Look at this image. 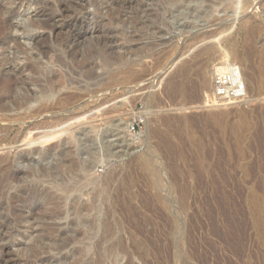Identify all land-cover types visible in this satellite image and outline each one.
Returning <instances> with one entry per match:
<instances>
[{
	"label": "rangeland",
	"instance_id": "obj_1",
	"mask_svg": "<svg viewBox=\"0 0 264 264\" xmlns=\"http://www.w3.org/2000/svg\"><path fill=\"white\" fill-rule=\"evenodd\" d=\"M85 1L53 0L51 3L56 5L49 13L54 10L57 15L58 7H64L65 16L82 18L84 23L66 26L62 23L68 19L57 17V31L38 28L35 35L42 37L43 47L52 48L55 53L50 52L49 56H54L44 63L51 62L50 68L60 73V64L53 61L58 56L65 59L69 67L66 71L76 70L66 72V80H72H67L71 90L56 93L50 101L55 103L59 96L75 92L86 96L77 101V106L96 102L91 103L90 113H66L65 117L44 114L39 125L34 126V119H29L24 122L26 125L13 122L0 130V140L7 139L12 148L9 162L0 163V178H13L7 184L4 182L8 187L0 185V211L7 212L0 217H7L5 230L13 233L5 234L7 240L1 241L3 245L0 242V249L3 246L9 252L1 256V264L7 260L23 264L21 260L34 258L35 251L54 256L51 264H264V79H259L260 91L249 88L252 99L260 101L247 105L248 98L244 106L211 111L204 108L210 104L201 92L205 71L201 57H196L200 50L210 49L207 56L212 55L215 61L207 75L212 79L218 62H224L235 47L248 59L250 56L251 67L258 73L257 64L264 53V0H137L134 9L143 12L136 11L138 16L145 17L141 19L142 26L129 22L130 13L135 10L120 0L121 8L111 5L114 12L119 10L121 14L117 25L102 18L110 1L98 0L100 11L85 6ZM20 13L30 21L40 19L39 7L33 2L21 8ZM17 20L12 23L16 25ZM13 37L32 49L33 43L24 35L14 33ZM13 52L8 50L4 54L12 58ZM128 68L137 71L135 83L138 81L143 90L138 87L132 93L130 88L135 83L127 85L122 80L113 86L115 90L112 86L109 89L106 84L112 81L108 79L110 74ZM165 69L170 72L167 79L150 88L153 83L149 80ZM89 74H94L93 78L89 79ZM168 83L180 84V91L170 93ZM103 86L108 89L105 91ZM241 112L249 126L243 130V137L237 139L233 129L241 128ZM139 113H146L147 121H141ZM223 113L225 125L220 128L214 119ZM81 115H86L83 122L78 119ZM52 133L59 134L53 143L22 148L21 142ZM17 138L21 141L19 147L15 144ZM69 148L79 165L73 173L63 167ZM36 151L52 154L41 158ZM44 169L48 170L46 177L41 176ZM65 188L68 190L64 196ZM55 192L63 197L60 206L54 205L55 209L38 202L42 196ZM13 199L15 202H11ZM8 204L23 205L30 212L24 211L28 219L18 221L19 216Z\"/></svg>",
	"mask_w": 264,
	"mask_h": 264
},
{
	"label": "bare ground",
	"instance_id": "obj_2",
	"mask_svg": "<svg viewBox=\"0 0 264 264\" xmlns=\"http://www.w3.org/2000/svg\"><path fill=\"white\" fill-rule=\"evenodd\" d=\"M66 1V0H65ZM80 1V0H79ZM82 1H84V0H82ZM104 1V0H103ZM108 1H110V4H109V2H107L108 3V5H107V7L106 8H104V9H106L105 11H107V13L106 12H104L102 15V18H104L105 17V19L106 18H108L109 19V21L111 22V23H117L118 21H119V23H120V16H121V14H120V12H119V10L117 11V13L116 12H114V7H111V5H113V6H115V8L117 7V5L119 6V1L118 0H108ZM121 2L120 3H122V4H126L127 6H129L130 7V9L131 10H135V9H137L136 7H135V5L134 4H136V2H138L137 0H120ZM142 1V0H141ZM145 1V0H144ZM150 1V0H149ZM148 1V2H149ZM32 2L34 3V4H36V6L37 7H39V13H38V17H40V19L39 20H37L36 22L35 21H30V20H28V19H24L23 18V15L20 13V9L21 8H23L24 6H27V5H30V4H32ZM51 2H53V0L52 1H50V0H0V130L2 129V127H6L7 125H9V123H11V125H12V123L13 122H18V123H23V124H27V123H24V122H26L27 120H29V119H34V121L32 122L33 123V125L35 126V125H39L40 123H38V121H40L39 120V118L40 117H43L44 116V114H45V116L47 115L48 117H57V116H63L64 114H66V113H69V114H79L78 116H80V114H83V113H85V112H89L90 110V108L92 107L91 106V103H94V105H95V103L96 102H92L91 100H90V98H89V100L91 101V102H85L86 100H84V104L85 105H79V106H77L76 105V103H77V101H80V99L82 98V96L81 95H78V94H76L74 91V93H68V94H66V95H64V97H61L60 98V96H59V98L57 99V101L54 103L53 102V100L52 101H50V99L51 98H53L55 95H56V93L58 94L59 92H62L63 90H66L67 88H69L70 86L69 85H71L70 83L71 82H69V81H67V80H70V79H68L67 78V80H66V75H69L68 73H66V72H70V71H66L65 69H69V67H68V65L66 66V64L67 63H65L63 60H65V59H62L61 57H54V58H56V60H54L53 59V61H54V63H55V61H56V64L58 63V64H60V68H61V70H60V73L61 72H63L62 74H60V73H58L57 71L58 70H53L52 68H50V64L49 63H51V62H48L47 64L46 63H44V60H48L49 61V55H50V52H51V54L53 53L52 51H54V50H51L50 48H48V47H43L42 46V43H41V41H42V37L41 36H37V35H35V32L37 31V30H39V29H47V31L49 30V31H51V32H53V31H57V29H58V23H56V18L57 17H63V18H65V19H68V21L67 22H63L62 24H64V25H66V26H70V25H74L75 26V24H82V23H84L79 17H73V16H71L70 15V17L69 16H65V14L67 13V8H65L64 9V7H63V9L61 8V7H58L59 8V11H57L58 13H57V15H56V12L53 10V13H49V11H51L52 9H54V7L55 6H53V5H56V4H53V3H51ZM55 2H56V0H55ZM60 2V1H59ZM58 2V3H59ZM86 2V5L85 6H89L90 5V7L92 6H94L95 8H97V10H101L102 8H100V5L97 3L98 2V0H87V1H85ZM147 1L145 2V3H148ZM246 2V1H245ZM57 3V4H58ZM64 3V2H63ZM62 2H61V4H63ZM66 3V2H65ZM68 3V2H67ZM66 3V4H67ZM70 3V2H69ZM77 3H79V2H77ZM101 3V2H100ZM102 3H104V2H102ZM101 3V4H102ZM142 3V2H141ZM151 3V2H150ZM60 4V5H61ZM65 4V5H66ZM83 4V3H82ZM143 4V3H142ZM68 5V4H67ZM77 5V4H76ZM138 5V4H137ZM144 5V4H143ZM149 5V7H150V5H152V4H148ZM59 6V5H58ZM70 6H71V4H70ZM102 6V5H101ZM147 7V4L146 5H144V7ZM29 7V6H28ZM67 7V6H66ZM69 7V6H68ZM79 7V6H78ZM103 7V6H102ZM120 7V6H119ZM134 7H135V9H134ZM73 8V7H72ZM72 8H70V9H72ZM80 8L81 9H85L83 6L81 7L80 6ZM79 8V9H80ZM99 8V9H98ZM121 8V7H120ZM119 8V9H120ZM123 8H124V6H123ZM138 8H140L139 6H138ZM57 9V7L55 8V10ZM76 10L77 8H73V10ZM117 9V8H116ZM149 9V8H148ZM27 10H28V8H27ZM68 10H69V8H68ZM99 10V11H100ZM121 10V9H120ZM123 10V9H122ZM125 10V9H124ZM139 10L140 9H138V10H135L134 12H131L130 14V18H129V22H131L133 25L136 23V25H138V24H140L141 23V19H144V18H142V14H143V12H141L142 14H141V16H138V13H140L139 12ZM145 10V9H144ZM29 11V10H28ZM98 11V12H99ZM116 11V10H115ZM130 11V10H129ZM136 11H138V13L136 12ZM143 11V10H142ZM70 12V11H69ZM97 12V13H98ZM119 12V13H118ZM144 12H149L148 10H145ZM71 13V12H70ZM101 13V12H100ZM106 13V14H105ZM72 14H73V11H72ZM76 14V13H75ZM69 15V14H68ZM100 15V14H99ZM151 15V14H150ZM56 16V17H55ZM144 16V15H143ZM100 17V16H99ZM147 18V17H146ZM149 18V17H148ZM17 20L18 21V23L16 24V25H14L12 22L14 21V20ZM122 19V18H121ZM148 20V19H147ZM146 20V21H147ZM151 20V19H150ZM58 21V20H57ZM123 22H124V20H122ZM128 21V20H127ZM145 21V20H144ZM143 22V21H142ZM108 23V22H107ZM110 23V24H111ZM126 23V22H125ZM147 23V22H146ZM152 23V22H151ZM114 24V25H115ZM121 24H122V22H121ZM61 25V24H60ZM64 25H62V26H64ZM117 25V24H116ZM119 25V24H118ZM141 25V24H140ZM143 25V24H142ZM141 25V26H142ZM61 26V27H62ZM82 26V25H81ZM108 26V25H107ZM127 26V25H126ZM140 26V27H141ZM148 26V25H147ZM76 27V26H75ZM78 27V26H77ZM118 27V26H117ZM39 28V29H38ZM63 28V27H62ZM110 28V27H109ZM158 28V27H157ZM143 29V28H142ZM151 29H153V28H151ZM59 30H61L60 28H59ZM67 30V29H66ZM71 30V29H70ZM75 30V29H74ZM154 30V29H153ZM162 30V29H161ZM151 31V30H150ZM253 31V30H252ZM255 31V30H254ZM156 32V31H155ZM155 32H153V33H155ZM256 32V31H255ZM14 33H20V34H22V35H24L25 36V38H27V40H31V42L33 43V47H32V49H30V50H28V44H22L21 42H20V40H18L16 37H13V34ZM160 33V32H159ZM73 35V34H72ZM71 36V35H70ZM72 37V36H71ZM68 39V38H67ZM31 43V44H32ZM44 44V43H43ZM30 45V44H29ZM65 49V48H64ZM10 51V50H13L14 52H13V57L11 58V56L9 57V56H5V51L7 52V51ZM68 50V49H67ZM232 51L230 52V54H228L227 53V55L225 56V59H223V60H225L224 62L222 61V62H218V66L217 67H215V69H214V72H213V77H214V73H215V71L219 68V67H221V66H223V65H225V64H227V63H236V64H238L240 67H241V69H242V71H243V76H244V80H245V82H246V86H247V91H248V101H247V105H249V103H252V102H257L258 100L260 101V99H252V96L250 95V93H249V88H250V86H252L253 87V89L254 90H258L259 89V91L261 90V83H260V81H259V79L261 78V77H263V79H264V53H261L262 55H261V58H260V60L258 61L259 63L257 64V65H259V68H258V66L256 65V67L258 68V73H256V70L254 71L253 70V68L251 67V62L249 61V59H250V56H249V59H248V57H246V55L241 51V50H239V49H237V48H232L231 49ZM66 51V50H65ZM67 52V51H66ZM210 52V49H208V50H205V49H202V50H200L199 51V53L198 54H196L197 56L196 57H201V59H202V61H203V64H202V69L204 68V70L203 71H205L204 72V75H203V78H202V80H201V92L204 94V96L206 95V97H208L209 98V96H210V94L211 93H208L209 91L210 92H212V89H213V86H212V83H213V78L212 79H210L209 77H208V75H207V69L209 68V66L213 63V61H215V57H212V55L210 56V57H208L207 56V54ZM65 53V52H64ZM63 53V54H64ZM54 55H55V53H53ZM68 54V53H67ZM54 55H52L51 57H53ZM60 55V54H59ZM70 55V54H69ZM60 56H63V55H60ZM66 56V55H65ZM207 56V57H206ZM50 57V59H52ZM64 57V56H63ZM195 57V58H196ZM224 58V57H223ZM228 58V59H227ZM94 59V58H93ZM227 60H229V62H227ZM51 61V60H50ZM83 61H85V60H83ZM87 61H89V60H87ZM90 61H92L91 59H90ZM180 61V60H179ZM241 62V63H240ZM106 63V62H105ZM82 64V63H81ZM104 64V63H103ZM51 65H52V63H51ZM107 65V64H106ZM255 65V64H254ZM58 66V65H57ZM70 66V65H69ZM175 66V63H173L172 65H171V69L173 68ZM81 67V66H80ZM84 67V66H83ZM130 67V66H129ZM255 67V68H256ZM72 68V67H71ZM78 68V67H77ZM94 68V67H93ZM92 68V69H93ZM99 68V67H98ZM79 69V68H78ZM84 69V68H83ZM88 69V68H87ZM91 69V68H90ZM89 69V70H90ZM95 69V68H94ZM94 69H93V71H94ZM103 69V68H102ZM74 70V69H73ZM75 71L76 70H74V71H71V72H74L75 73ZM83 71V70H82ZM92 71V70H91ZM122 71V70H121ZM84 72V71H83ZM87 72V71H86ZM107 72V71H106ZM115 72V71H114ZM114 72H112L113 74H110V77L108 78V79H112V81L110 82V84H106L107 86H109V89H110V87L112 86H115L116 85V83H118V82H121V80H122V82L121 83H126L127 85L129 84V83H135V81L137 80V78H138V73H136L137 71L136 70H133V68H128L126 71H122V72H117L116 71V73H114ZM82 73V72H81ZM110 73V72H109ZM141 73V72H140ZM169 70H167L166 71V69L164 70V71H162V72H160L159 74H157V76H155L154 78H152V79H150L149 81H151V83H153L151 86H150V88H152V87H154L155 86V82H158L159 80H161L160 81V83L162 84L164 81H165V79H167V77L169 76ZM73 76L75 75V74H73V73H71ZM147 74V73H146ZM94 75V74H93ZM92 75V76H93ZM106 75V74H105ZM143 75V74H142ZM72 76V77H73ZM78 76L79 75H77V78H78ZM85 76H86V78H87V75L85 74ZM84 76V77H85ZM91 77V78H93L92 76H91V74H89L88 75V77ZM144 76V75H143ZM69 77V76H68ZM75 77V76H74ZM81 77V76H80ZM90 77H89V79H90ZM70 78V77H69ZM118 78H120V79H118ZM147 78V77H146ZM110 79V80H111ZM143 79V78H142ZM141 79V80H142ZM80 80V79H79ZM83 80V79H82ZM88 80V79H87ZM102 80V79H101ZM70 81H72V80H70ZM85 81V80H84ZM83 81V82H84ZM109 81V80H108ZM145 81V80H144ZM73 82L75 83V80L73 79ZM72 82V85L74 84ZM90 82V81H89ZM138 82V81H137ZM136 82V83H137ZM181 82V84H182V81H180ZM101 83H104V82H101ZM106 83V82H105ZM135 83V85H134V87H132V88H130V90H132L131 92L133 93V92H136L137 91V88L139 87V90L141 89V86H139V83H137L136 84ZM114 84V85H113ZM141 84V83H140ZM169 84V83H168ZM102 85V84H101ZM118 85V84H117ZM116 85V86H117ZM119 85H120V83H119ZM126 85V86H127ZM180 84H178V85H175V84H173V83H171V84H169V91L170 90H172V92H175V94L176 93H178L179 91H180V86H179ZM184 85V82H183V84H182V86ZM76 86V85H75ZM74 86V87H75ZM78 86V85H77ZM97 86V85H96ZM107 86H105V88H104V86L102 87L105 91H106V88L108 89V87ZM181 86V87H182ZM119 87V86H118ZM131 87V86H130ZM71 88V87H70ZM69 88V89H70ZM73 88V87H72ZM99 89V88H98ZM103 89H101V90H103ZM113 89H114V87H113ZM121 89V88H120ZM71 90V89H70ZM102 91V92H105V91ZM115 90V89H114ZM117 90V89H116ZM119 90V89H118ZM122 90H125L126 91V89L124 88V89H122ZM141 90H143V89H141ZM182 90V89H181ZM96 91V90H95ZM111 91H113L112 89H111ZM110 91V92H111ZM71 92V91H70ZM98 92V91H97ZM118 92V91H117ZM130 92V93H131ZM139 92V91H138ZM137 92V93H138ZM166 92V91H165ZM65 93V92H64ZM80 93V92H79ZM83 93V92H82ZM88 93V92H87ZM170 93H171V91H170ZM99 94H100V91H99ZM86 95H88V94H86ZM90 95V94H89ZM103 95H106V94H103ZM131 95V94H130ZM140 95V94H139ZM110 96V95H109ZM83 97H86V96H83ZM104 97V96H103ZM94 98H95V96H94ZM93 98V99H94ZM97 98V97H96ZM129 98V97H128ZM104 99V98H103ZM114 99V98H113ZM130 99V98H129ZM128 99V100H129ZM118 100V99H117ZM124 100V99H123ZM122 100V101H123ZM125 100H127V99H125ZM104 102V101H103ZM120 102V101H119ZM129 102V101H128ZM109 103V102H108ZM129 103H131V101L129 102ZM80 104V103H79ZM117 104V103H116ZM132 104V103H131ZM245 104V105H246ZM93 105V106H94ZM100 105H102L101 103H100ZM100 105H98V106H100ZM114 105V104H113ZM128 105V104H127ZM130 105V104H129ZM209 106H204V108H211L210 110L212 111V110H215V111H226V110H229V109H234V108H237L236 106H233V107H215V109H213L212 107H213V105L212 104H208ZM243 106H244V104H243ZM107 107H109V106H107L106 105V108ZM125 107V106H124ZM129 107V106H128ZM131 107V106H130ZM129 107V108H130ZM96 108V107H95ZM98 108V107H97ZM96 108V109H97ZM105 108V109H106ZM197 108H199V107H197ZM202 108V107H201ZM219 108V109H218ZM239 108H240V106H239ZM104 109V110H105ZM189 109V108H188ZM187 109V110H188ZM193 109V108H192ZM101 110H103V108L101 109ZM108 110V109H107ZM172 110V109H171ZM170 110V111H171ZM177 109H175V111H176ZM181 110V109H180ZM92 111H93V109H92ZM131 111V110H130ZM168 111V110H167ZM172 111H174V109L172 110ZM99 112H101V111H99ZM99 112H97L98 114H101V113H99ZM107 112H109V111H107ZM112 112V111H111ZM119 112H122V111H120L119 110ZM161 112H163V111H161ZM169 112V111H168ZM90 113V112H89ZM95 113V112H94ZM104 113L105 112H103V115H104ZM113 113H115V112H113ZM170 113V112H169ZM226 113V112H225ZM107 113H105V115H106ZM108 114H110V112L108 113ZM117 114H120V113H117ZM123 114V113H122ZM121 114V115H122ZM218 114V113H217ZM220 114H222V113H220ZM68 115V114H67ZM93 114H91V116H92ZM96 115V114H95ZM121 115L119 116V117H121ZM125 115V114H124ZM123 115V116H124ZM134 115V114H133ZM136 115V114H135ZM139 117L141 118V121H147V119H148V115L146 114V113H139ZM75 116V115H74ZM82 117H78V119H79V121H82L83 122V119L84 118H86L85 116L86 115H81ZM96 116H98V115H96ZM102 116V115H101ZM111 116H113V115H111ZM116 116V115H115ZM126 116V115H125ZM124 116V117H125ZM127 116H128V114H127ZM138 116V115H137ZM64 117H65V115H64ZM67 117V116H66ZM70 117H71V115H70ZM105 117H107V116H105ZM109 118H110V116H108ZM118 117V116H117ZM139 117H137V118H139ZM47 118V117H46ZM62 118V117H61ZM60 118V119H61ZM77 118V117H76ZM96 118V117H95ZM77 119V120H78ZM89 119V118H88ZM54 120V119H53ZM56 120V119H55ZM67 120V119H66ZM68 120H69V118H68ZM75 120V119H74ZM96 120V119H95ZM99 120V119H98ZM123 120L125 121V119L123 118ZM239 120H240V126H241V128L239 129V130H236V129H233V134H235V137H237V139H240L239 137H241L242 136V133H243V130L244 129H246V127H248L249 126V124H248V119H247V117H246V115H245V113L243 112H241L240 114H239ZM122 121V120H121ZM214 121H215V123L220 127V128H223L224 127V125H225V115H224V113H223V115H218V117H215V119H214ZM28 122V121H27ZM75 122H78V121H75ZM87 122H88V120H87ZM87 122H86V124H87ZM94 122V121H93ZM119 122V121H118ZM89 123H92V121H90ZM120 123V122H119ZM15 124H17V123H15ZM57 124V123H56ZM69 124H71V123H69ZM80 124V123H79ZM22 125V124H21ZM20 125V126H21ZM82 125H85V124H82ZM31 126V125H30ZM67 126V125H66ZM121 126V125H120ZM23 127V126H22ZM26 127V126H25ZM38 127V126H37ZM69 129H70V127L69 126H67ZM74 127V126H73ZM7 128H9V126L7 127ZM30 128V127H29ZM67 128V129H68ZM72 128V127H71ZM120 128V127H119ZM5 129V128H4ZM23 129H24V127H23ZM66 129V128H65ZM125 129V128H124ZM3 130V129H2ZM73 130H75V129H73ZM123 130V129H122ZM4 131V130H3ZM7 131V130H6ZM8 131H9V129H8ZM8 131L6 132V133H8ZM10 131H12L11 129H10ZM62 131H65V130H62ZM72 131V130H71ZM66 132H68V131H66ZM120 132V131H119ZM1 133V132H0ZM63 133V132H62ZM70 133V131L67 133V134H69ZM61 134V133H60ZM120 134V133H119ZM2 135H4L5 136V134H2ZM32 136V135H31ZM59 136V134H54V133H52V134H50V135H42V136H40L39 138L36 136V138L35 137H31L30 139H27V140H25V141H23V142H21L20 140H19V138H17L18 140L16 141V143L15 144H17L16 146H18V143L20 144V142H21V144H22V148H23V146H29V145H32V144H39V143H50V142H54V140L56 139V138H59L58 137ZM63 136V135H62ZM2 137V136H1ZM0 137V138H1ZM61 137V136H60ZM243 137V136H242ZM35 139H37V140H35ZM39 139V140H38ZM43 139V140H42ZM7 140V139H6ZM6 140H0V163H8L9 162V160H10V149L12 150V148H10L9 147V144L10 143H8V141H6ZM16 140V139H15ZM57 140V139H56ZM55 140V141H56ZM52 142V143H53ZM130 145V144H129ZM14 147V146H13ZM19 147V146H18ZM21 148V147H20ZM73 150V149H72ZM72 150L69 148V149H67V151H66V153L64 154V160H63V162H65L64 163V165L65 166H63L64 168H66L67 167V170H69L68 172L70 173V172H74V170L77 168V167H79V165H78V163H76V159L74 158V154H73V152H72ZM36 152H38V153H36V154H38L41 158H45V157H47L48 155H50V154H52V153H50L51 151H47V153H40V151H36ZM30 153V152H29ZM28 153V154H29ZM35 154V153H34ZM19 157V156H18ZM16 158V157H15ZM14 158V159H15ZM21 158V157H20ZM23 159V158H22ZM21 159V160H22ZM78 159V158H77ZM18 160V159H17ZM29 160V159H28ZM16 161V160H15ZM30 161V160H29ZM145 163V162H144ZM148 163H146L145 165H147ZM149 165V164H148ZM5 166V165H4ZM2 167V166H1ZM8 167V166H7ZM145 167H148V166H145ZM12 168V167H11ZM18 168V167H17ZM12 170H14V169H12ZM16 170V169H15ZM10 171V170H9ZM31 171H33L32 169H31ZM65 171H66V169H65ZM1 172H2V170H1ZM7 172H8V170H7ZM16 172V171H15ZM42 173L41 174H43V175H41L42 177H46L45 175H47L48 173V170L46 171L45 169L44 170H42L41 171ZM67 172V171H66ZM67 172V173H68ZM6 172H4V174H5ZM10 173H11V171H10ZM9 174V173H8ZM7 174V175H8ZM14 175V174H13ZM16 176V175H15ZM4 177L5 176H2V178H0V185H1V187L3 186L4 188H5V186H7V185H5L4 186V182H5V184H7V183H9V182H11L12 181V179H9V177H7V178H5V180H4ZM51 177V176H50ZM11 178V177H10ZM49 178V177H48ZM16 179V178H15ZM11 180V181H10ZM19 180V179H18ZM29 181V180H28ZM13 183H14V181H13ZM34 183V182H33ZM97 183V182H96ZM21 184V183H20ZM20 184H19V186H20ZM27 185H29V184H27ZM34 185V184H33ZM10 186V185H9ZM32 186V185H31ZM38 186V185H37ZM37 186H35V187H37ZM8 187V186H7ZM40 187H42V186H40ZM65 187V186H64ZM63 187V188H64ZM14 188V187H13ZM12 188V189H13ZM30 188H32V187H30ZM72 188V187H71ZM20 189H22V188H20ZM37 189V188H36ZM49 189V188H48ZM3 190V189H2ZM29 190V189H28ZM27 190V191H28ZM30 190H32V189H30ZM34 190H35V188H34ZM63 190V194H64V196H65V194H66V192H67V190H66V188H65V190L64 189H62ZM61 190V191H62ZM70 190V189H69ZM72 190V189H71ZM60 191V190H59ZM58 191V192H59ZM5 192V191H4ZM36 192H37V190H36ZM45 192V191H44ZM57 192V191H56ZM51 193L50 195H48V196H44V198H43V196H42V198L41 199H39V203L40 204H43L44 203V205L46 204V205H53L52 207L54 208V205H58V206H60L61 204V201H63L62 200V198L63 197H60L59 195H58V193ZM32 193V192H31ZM45 193H48V192H45ZM6 194V193H5ZM8 194V193H7ZM6 194V195H7ZM30 194V193H29ZM33 194H35V193H33ZM61 194V193H60ZM68 194V193H67ZM5 195V196H6ZM12 195V194H11ZM22 195V194H21ZM28 195V194H27ZM2 196H3V194H2ZM20 196V195H19ZM4 197V196H3ZM2 197V198H3ZM16 197V196H15ZM25 197V195L23 196V198ZM1 198V197H0ZM5 198V197H4ZM3 198V199H4ZM7 198H9V196L7 195ZM13 198V196H10V199H12ZM25 198H27V197H25ZM38 198V197H37ZM40 198V197H39ZM21 199H22V197H21ZM2 200V199H1ZM5 200V199H4ZM29 200V199H28ZM22 201H23V199H22ZM35 201V200H34ZM6 202V201H5ZM10 202V201H9ZM11 202H15L14 201V199H13V201L11 200ZM16 202H18V199L16 200ZM21 203V202H20ZM1 204V203H0ZM23 204V203H22ZM9 205V204H8ZM7 205V206H8ZM14 205V204H13ZM11 206V204L9 205V208H10V206H11V211L12 210H14L15 211V213H16V215H17V217L19 216V218H18V221H23V220H25V219H28V216L27 215H24L25 214V212H26V209H25V207L22 205H20V206H17L18 204H16V206ZM2 206V205H1ZM6 206V205H5ZM88 206V204L86 205V207ZM2 208V207H1ZM8 208V207H7ZM60 208V207H59ZM3 209V208H2ZM52 209V208H51ZM50 209V210H51ZM55 209V208H54ZM56 209H57V207H56ZM60 209H62V208H60ZM4 210V209H3ZM2 210V211H3ZM9 210V209H8ZM30 210V209H29ZM53 210V209H52ZM52 210L50 211V212H52ZM57 210H59V209H57ZM25 211V212H24ZM88 211V210H87ZM4 212H6V209H5V211H3V212H1L0 211V214H3ZM9 212V211H8ZM46 212V211H45ZM47 212H49V210L47 211ZM80 212V211H79ZM7 213V212H6ZM12 213V212H11ZM26 213H30L29 211H27ZM31 213H33V212H31ZM53 213H55L54 211H53ZM82 213V212H81ZM13 214V213H12ZM46 214H50V213H46ZM4 215V214H3ZM6 216H7V214H5ZM10 215V214H9ZM16 215H14L13 214V216H16ZM31 215V214H30ZM55 216L57 215V213L56 214H54ZM59 215V214H58ZM61 215V214H60ZM12 216V215H11ZM24 216H25V218H24ZM35 216V215H34ZM43 216V215H42ZM50 216L51 215H49V217L47 218V219H49L50 218ZM2 217V216H1ZM0 217V218H1ZM33 217V216H32ZM57 217H59V216H57ZM6 218L7 217H2V220L0 221V242L1 241H3L4 242V240L6 239V235L7 234H9L10 232L9 231H6L5 229L7 228V225H8V222H7V220H6ZM13 218V217H12ZM30 218V217H29ZM44 218V217H43ZM52 218V217H51ZM53 218H55V217H53ZM47 219H46V221H47ZM44 220V219H43ZM55 220V219H54ZM29 221H31L30 219H29ZM52 221V220H51ZM11 222V221H10ZM45 222V221H44ZM49 222V221H48ZM15 223V222H14ZM20 223V222H19ZM49 223H52V222H49ZM18 224V223H17ZM35 223H33V225H34ZM41 224V223H40ZM44 224V223H43ZM11 225V224H10ZM22 225V224H21ZM31 225V224H30ZM45 225V224H44ZM52 225V224H51ZM20 226V225H19ZM39 226V225H38ZM37 226V227H38ZM45 227V226H44ZM52 227V226H51ZM58 227V226H57ZM32 228V227H31ZM36 228V227H35ZM40 228H42V227H40ZM46 228H48L47 226H46ZM50 228V227H49ZM54 228V227H53ZM59 229H60V227H59ZM2 230H4V231H6L5 233H2L3 231ZM23 230V229H22ZM32 230V229H31ZM35 230V229H34ZM36 230H38V229H36ZM54 230H55V228H54ZM57 231V230H56ZM55 231V232H56ZM59 231V230H58ZM61 231V230H60ZM18 232V231H17ZM44 232V231H43ZM46 233V232H45ZM6 234V235H5ZM11 234V233H10ZM46 234H48V232L46 233ZM51 234H54V233H51ZM11 235H13V233L11 234ZM8 236V235H7ZM47 236V235H46ZM53 236V235H52ZM43 237V236H42ZM56 237V236H55ZM10 238H12L11 236H10ZM54 238V237H53ZM57 238V237H56ZM9 239V238H8ZM52 239V238H51ZM7 240V239H6ZM10 240V239H9ZM8 240V241H9ZM55 241V240H54ZM2 243V242H1ZM0 243V244H1ZM42 243V242H41ZM5 244V243H4ZM52 244V243H51ZM56 244V243H55ZM1 245H3V243L1 244ZM34 245H36V244H34ZM46 245V244H45ZM41 247H42V245H40ZM36 247L34 246V249H35ZM38 248V247H37ZM36 248V249H37ZM33 249V250H34ZM41 249V248H40ZM64 249V248H63ZM39 250V249H38ZM7 251L8 250H6V249H4L3 248V246H2V248L0 249V264L1 263H4V261H2V257L1 256H3V255H5L6 256V254H8L7 253ZM42 251V250H41ZM47 250H45V252H46ZM35 252H37V255H35ZM34 252V256H32V257H34V258H28V259H26V258H24V259H20L22 262H23V264H51L50 262L53 260V259H55V258H53L52 257V255H51V257L50 256H43V255H40V254H38V251H35ZM44 251H43V253H45ZM46 254V253H45ZM44 254V255H45ZM54 255V254H53ZM28 256V255H27ZM36 256V257H35ZM4 257V256H3ZM23 257H26V256H23ZM29 257V256H28ZM80 257H83V255L82 254H80ZM22 258V257H21ZM17 259V258H16ZM26 259V260H25ZM6 261V260H5ZM9 260H7L6 261V263L5 264H16L17 262H15V261H9ZM87 261V260H86ZM53 264V263H52ZM58 264V263H57Z\"/></svg>",
	"mask_w": 264,
	"mask_h": 264
},
{
	"label": "built area",
	"instance_id": "obj_3",
	"mask_svg": "<svg viewBox=\"0 0 264 264\" xmlns=\"http://www.w3.org/2000/svg\"><path fill=\"white\" fill-rule=\"evenodd\" d=\"M212 86L208 102L213 106L233 107L244 104L248 99L243 71L236 63L219 67L214 73Z\"/></svg>",
	"mask_w": 264,
	"mask_h": 264
}]
</instances>
